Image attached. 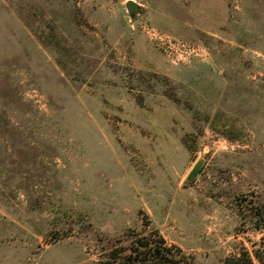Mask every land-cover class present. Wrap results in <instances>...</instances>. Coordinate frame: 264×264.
<instances>
[{
	"label": "rangeland",
	"instance_id": "374dc122",
	"mask_svg": "<svg viewBox=\"0 0 264 264\" xmlns=\"http://www.w3.org/2000/svg\"><path fill=\"white\" fill-rule=\"evenodd\" d=\"M126 1L0 0V264L264 258V0Z\"/></svg>",
	"mask_w": 264,
	"mask_h": 264
},
{
	"label": "trees",
	"instance_id": "16d2710c",
	"mask_svg": "<svg viewBox=\"0 0 264 264\" xmlns=\"http://www.w3.org/2000/svg\"><path fill=\"white\" fill-rule=\"evenodd\" d=\"M128 242L116 239L101 257L102 264H200L194 256L186 253L181 246L169 242L157 228H151L147 233H128ZM264 264V258L255 249L251 253L243 248L240 252L227 255L218 264Z\"/></svg>",
	"mask_w": 264,
	"mask_h": 264
},
{
	"label": "water",
	"instance_id": "95a60500",
	"mask_svg": "<svg viewBox=\"0 0 264 264\" xmlns=\"http://www.w3.org/2000/svg\"><path fill=\"white\" fill-rule=\"evenodd\" d=\"M126 7H127L128 11L131 14H133L137 11V9L139 8V5L134 0H127L126 1ZM200 164H201V159H199L195 163L193 168L190 170L189 176H194L199 171Z\"/></svg>",
	"mask_w": 264,
	"mask_h": 264
},
{
	"label": "built area",
	"instance_id": "2783aa9c",
	"mask_svg": "<svg viewBox=\"0 0 264 264\" xmlns=\"http://www.w3.org/2000/svg\"><path fill=\"white\" fill-rule=\"evenodd\" d=\"M176 45V48H180L181 49V47L183 48V49H181L182 51H184V50H186L185 49V47H186V45H185V43H183V42H169V43H167V47H169V48H173L174 46ZM187 48H189V46L187 47ZM192 50H194V48H191Z\"/></svg>",
	"mask_w": 264,
	"mask_h": 264
}]
</instances>
